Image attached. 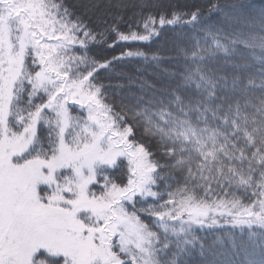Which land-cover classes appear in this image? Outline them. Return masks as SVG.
<instances>
[{
  "label": "snow or ice",
  "instance_id": "snow-or-ice-1",
  "mask_svg": "<svg viewBox=\"0 0 264 264\" xmlns=\"http://www.w3.org/2000/svg\"><path fill=\"white\" fill-rule=\"evenodd\" d=\"M138 7L143 33L111 26L109 47L159 36L157 18L144 15L157 5ZM232 8L224 20L239 27L225 34L206 24L201 38L178 35L169 59L184 64L170 83L158 97L121 99L117 111L106 102L110 85L94 81L120 57L88 55L90 42L107 43V30L91 29L63 0H0V264H264V9ZM201 16L197 9L184 23ZM181 19L161 14L158 23ZM237 46L260 61L258 78L244 74L243 57L228 61L230 75L215 65L221 53L237 56ZM69 101L87 115L73 116ZM129 120L143 124L169 163L131 138ZM125 160L126 182L117 183L109 170ZM165 167L177 177L175 189L164 185L166 200L153 190L172 179L160 175ZM145 197L161 203L138 209ZM215 229L228 248L220 235L209 244L197 234Z\"/></svg>",
  "mask_w": 264,
  "mask_h": 264
},
{
  "label": "trees",
  "instance_id": "trees-1",
  "mask_svg": "<svg viewBox=\"0 0 264 264\" xmlns=\"http://www.w3.org/2000/svg\"><path fill=\"white\" fill-rule=\"evenodd\" d=\"M66 7H68L76 17L81 18L84 22L88 23L90 28L96 32L106 31L107 43L104 42H90L88 55L90 58H94L97 61L104 62L112 60L113 57H120L118 61H115L112 67L107 69L98 70L96 80L94 82L110 85L106 90L107 103H115L116 110L119 111L121 99L125 102H133L136 97L156 95L159 96V90H162L163 85H167L171 81V73L176 71L184 64L182 56L176 59H169V57H177L176 44L173 41L176 40L180 34H187L188 36L201 38L203 33L199 31L206 24H217L221 27L225 34L232 32L235 28L239 27L237 24H229L224 20L225 13L231 14L233 11L232 6H236L237 10L245 12L258 13L261 9H264V0H148L149 3L157 5L155 8L144 9V15L149 13L157 18L156 29L159 32V36H153L148 41L142 40H129L119 41L113 47L108 45L112 44L116 39L114 33H111V26L118 25L120 31L127 33L129 24L132 25V30L143 33V21L141 20L137 25L139 16H134V13L139 14L141 8L138 7L145 0H126L120 1L123 7L115 8L113 5L118 3V0H100L96 4H92L89 0H63ZM212 5H219V8L210 11ZM199 9L202 13L201 19L194 25L185 24L184 22L190 19V14ZM161 14L166 15L171 19L173 14L181 16V22L174 25L160 26L159 16ZM221 21H223L221 23ZM195 41L193 40L192 43ZM201 43L203 40L201 39ZM188 41H179L180 46H185ZM79 47V46H77ZM239 54L237 56L226 57L222 53L218 55L215 61V65L219 67L222 74H231L234 69L228 63L230 60L236 62L241 61L243 57L247 61L248 67L244 70V74H255L258 78L259 70L262 65L259 60L254 59L249 50L244 49L243 46H237ZM144 52L150 58L153 55L159 56L162 59L159 61H153L151 59L145 60L143 56H127V52ZM121 53L125 55L121 56ZM76 55H81L82 52H75ZM258 83V79H257ZM131 116V113H129ZM129 124L134 127V135L131 137L138 143H143L149 152L153 153L152 159L159 161L164 165L169 163L166 156L163 155V149L159 146L156 139H150L144 135V126L139 121L129 120ZM126 162L124 161L123 169L117 168L109 170L110 174L120 183L121 179L126 182ZM171 175L172 179L158 182L159 187L154 188V191L164 192V199H168L166 192L170 189L164 185L170 184L172 189H175L176 173L169 167H165L160 175ZM95 189H99L98 187ZM147 201L146 204H137L136 207H147L149 204L161 203L159 200H154L151 197L143 198ZM131 210V208H129ZM145 223H151V219L147 218L148 213H139ZM231 229V226H226ZM239 237V230H235ZM201 237L206 238V243H211L216 235H220L223 240V246L229 247V243L226 237L223 236L221 229H215L212 232L207 230L198 231L197 233ZM242 239V237H240ZM221 245L216 244V248L220 249ZM257 258L259 249H256ZM196 261H199V256L195 257Z\"/></svg>",
  "mask_w": 264,
  "mask_h": 264
},
{
  "label": "rangeland",
  "instance_id": "rangeland-1",
  "mask_svg": "<svg viewBox=\"0 0 264 264\" xmlns=\"http://www.w3.org/2000/svg\"><path fill=\"white\" fill-rule=\"evenodd\" d=\"M89 1H91L92 4H96V2H98L100 0H89ZM107 1H111V0H107ZM120 1L125 2L126 0H120ZM69 105H70L69 110L73 116H86L87 115L86 109H82L79 105H73L71 101H69ZM136 143H138V142H136ZM125 162H126V166H127V161L125 160ZM94 190H96L97 192L99 191V189H94Z\"/></svg>",
  "mask_w": 264,
  "mask_h": 264
}]
</instances>
